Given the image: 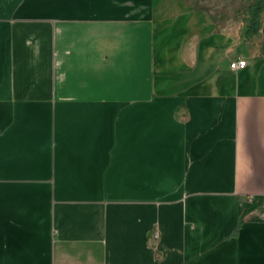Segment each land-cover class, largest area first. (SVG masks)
I'll return each instance as SVG.
<instances>
[{
	"label": "crops",
	"instance_id": "crops-1",
	"mask_svg": "<svg viewBox=\"0 0 264 264\" xmlns=\"http://www.w3.org/2000/svg\"><path fill=\"white\" fill-rule=\"evenodd\" d=\"M245 32L187 0H0V264H264Z\"/></svg>",
	"mask_w": 264,
	"mask_h": 264
},
{
	"label": "trees",
	"instance_id": "trees-1",
	"mask_svg": "<svg viewBox=\"0 0 264 264\" xmlns=\"http://www.w3.org/2000/svg\"><path fill=\"white\" fill-rule=\"evenodd\" d=\"M197 9H207L206 5L195 3ZM238 11L243 13V22L246 27V38H253L262 29L264 35V0H242L238 7ZM262 49L264 50V38L262 41ZM240 223L237 225L233 234H238Z\"/></svg>",
	"mask_w": 264,
	"mask_h": 264
},
{
	"label": "rangeland",
	"instance_id": "rangeland-1",
	"mask_svg": "<svg viewBox=\"0 0 264 264\" xmlns=\"http://www.w3.org/2000/svg\"><path fill=\"white\" fill-rule=\"evenodd\" d=\"M191 3L199 2L206 5V11L213 20L221 26L230 24L234 21H242L243 13L238 11L242 0H187ZM264 20V16H263Z\"/></svg>",
	"mask_w": 264,
	"mask_h": 264
},
{
	"label": "built area",
	"instance_id": "built-area-1",
	"mask_svg": "<svg viewBox=\"0 0 264 264\" xmlns=\"http://www.w3.org/2000/svg\"><path fill=\"white\" fill-rule=\"evenodd\" d=\"M246 65H247V60L246 59H241V58H238V59L232 61V63H231V66L233 68L244 67ZM153 236L154 237H158L159 236V233H158L157 230H154Z\"/></svg>",
	"mask_w": 264,
	"mask_h": 264
}]
</instances>
